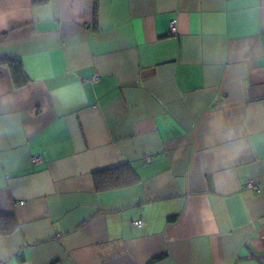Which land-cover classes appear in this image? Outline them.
I'll use <instances>...</instances> for the list:
<instances>
[{"label": "crops", "instance_id": "1", "mask_svg": "<svg viewBox=\"0 0 264 264\" xmlns=\"http://www.w3.org/2000/svg\"><path fill=\"white\" fill-rule=\"evenodd\" d=\"M0 214V264H264V0H0Z\"/></svg>", "mask_w": 264, "mask_h": 264}, {"label": "trees", "instance_id": "2", "mask_svg": "<svg viewBox=\"0 0 264 264\" xmlns=\"http://www.w3.org/2000/svg\"><path fill=\"white\" fill-rule=\"evenodd\" d=\"M43 1V0H36ZM8 65L12 68V78L17 86L26 82L23 70L15 59H8ZM93 183L96 191L109 190L119 187H126L136 183L139 177L135 170L128 163L103 169L93 173ZM168 220H174L173 216H168ZM16 228V221L11 214H0V234H9Z\"/></svg>", "mask_w": 264, "mask_h": 264}, {"label": "built area", "instance_id": "3", "mask_svg": "<svg viewBox=\"0 0 264 264\" xmlns=\"http://www.w3.org/2000/svg\"><path fill=\"white\" fill-rule=\"evenodd\" d=\"M175 25H176V21L175 20H171L170 21V30L171 31H175ZM98 79H99L98 75H95L94 77H92L93 81L98 80ZM151 159H152V156H150V155L146 156V160L147 161H150ZM31 162L34 165H38V164H41L43 162V158H42L41 155H38V154L32 155L31 156ZM247 187L252 188L256 193H258L260 191L259 185H254L252 182H248L247 183ZM134 224L136 226H141L142 225V220L141 219H137V220L134 221Z\"/></svg>", "mask_w": 264, "mask_h": 264}]
</instances>
